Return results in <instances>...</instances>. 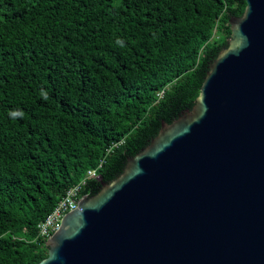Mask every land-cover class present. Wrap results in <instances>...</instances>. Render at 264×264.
Returning <instances> with one entry per match:
<instances>
[{
    "label": "trees",
    "instance_id": "16d2710c",
    "mask_svg": "<svg viewBox=\"0 0 264 264\" xmlns=\"http://www.w3.org/2000/svg\"><path fill=\"white\" fill-rule=\"evenodd\" d=\"M246 5L0 0V264L46 257L39 224L66 192L100 164L112 181L163 120L192 109Z\"/></svg>",
    "mask_w": 264,
    "mask_h": 264
},
{
    "label": "water",
    "instance_id": "95a60500",
    "mask_svg": "<svg viewBox=\"0 0 264 264\" xmlns=\"http://www.w3.org/2000/svg\"><path fill=\"white\" fill-rule=\"evenodd\" d=\"M192 109L79 198L36 264H264V0H246Z\"/></svg>",
    "mask_w": 264,
    "mask_h": 264
},
{
    "label": "built area",
    "instance_id": "2783aa9c",
    "mask_svg": "<svg viewBox=\"0 0 264 264\" xmlns=\"http://www.w3.org/2000/svg\"><path fill=\"white\" fill-rule=\"evenodd\" d=\"M163 93V92H162ZM162 96V95H160ZM99 166L88 170L87 175L79 183L72 186L66 194L60 199L50 214L39 224V235L46 240L55 232L59 226L63 216L70 210L78 205L79 198L81 197V189L87 182L88 178L99 176Z\"/></svg>",
    "mask_w": 264,
    "mask_h": 264
},
{
    "label": "clouds",
    "instance_id": "9594fccd",
    "mask_svg": "<svg viewBox=\"0 0 264 264\" xmlns=\"http://www.w3.org/2000/svg\"><path fill=\"white\" fill-rule=\"evenodd\" d=\"M118 43H122V42L118 41ZM41 96L44 99H47L48 98L47 97V93L44 92L43 90L41 91ZM9 114H10V116L12 118L22 117L23 116V112L21 110H18V109L17 110H11Z\"/></svg>",
    "mask_w": 264,
    "mask_h": 264
}]
</instances>
